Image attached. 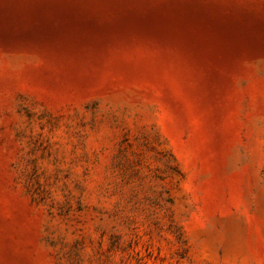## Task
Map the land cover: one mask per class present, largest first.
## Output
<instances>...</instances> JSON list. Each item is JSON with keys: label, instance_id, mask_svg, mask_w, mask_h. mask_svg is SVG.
<instances>
[{"label": "rangeland", "instance_id": "rangeland-1", "mask_svg": "<svg viewBox=\"0 0 264 264\" xmlns=\"http://www.w3.org/2000/svg\"><path fill=\"white\" fill-rule=\"evenodd\" d=\"M0 264H264V0H0Z\"/></svg>", "mask_w": 264, "mask_h": 264}]
</instances>
